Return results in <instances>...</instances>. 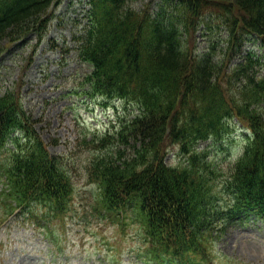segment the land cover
Returning <instances> with one entry per match:
<instances>
[{"label": "trees", "instance_id": "1", "mask_svg": "<svg viewBox=\"0 0 264 264\" xmlns=\"http://www.w3.org/2000/svg\"><path fill=\"white\" fill-rule=\"evenodd\" d=\"M174 1L190 12L184 21L165 4L137 11L128 0H88L77 39L92 68L84 93L135 111L85 140L95 154L84 168L98 188L95 210L138 228L141 260L209 264L230 225L264 217V0ZM58 2L0 0V57L31 36L40 44ZM208 6L224 10L221 59L216 46L196 55L191 44ZM248 42L257 51L233 64ZM37 121L14 82L0 95V224L24 214L49 228L73 209L72 164L51 152ZM238 124L243 151L224 169L198 146L222 142ZM172 145L184 158L177 166L168 161Z\"/></svg>", "mask_w": 264, "mask_h": 264}, {"label": "rangeland", "instance_id": "2", "mask_svg": "<svg viewBox=\"0 0 264 264\" xmlns=\"http://www.w3.org/2000/svg\"><path fill=\"white\" fill-rule=\"evenodd\" d=\"M128 4L137 11L148 7L158 10L165 4L182 21L190 13L174 0H128ZM88 7V0H60L40 44L31 36L0 57V95L14 82L21 84L26 110L38 120L36 127L51 152L67 157L72 164L76 187L72 211L52 223L58 236L54 245L36 228L37 223L25 217L0 226V264H147L140 259L138 228L132 223H114L95 210L98 188L84 168L95 154L86 148L85 140L116 126L118 115L129 114L131 118L135 111L121 102L102 105L101 100L84 93L85 78L92 68L78 56L77 39L84 33L83 17ZM223 11L213 6L202 8L191 42L196 55L216 46V58L225 57L229 35ZM253 48L257 51L258 47L248 42L233 64ZM244 132L242 124L235 125L222 142L210 140L198 148L208 150L209 158L228 169L243 151ZM183 160L178 147L172 145L169 163L177 166ZM212 260L209 264H264V218L230 225L215 245Z\"/></svg>", "mask_w": 264, "mask_h": 264}]
</instances>
